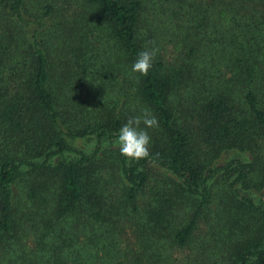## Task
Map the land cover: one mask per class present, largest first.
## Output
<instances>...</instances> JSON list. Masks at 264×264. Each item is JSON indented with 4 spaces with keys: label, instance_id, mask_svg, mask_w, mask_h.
Masks as SVG:
<instances>
[{
    "label": "trees",
    "instance_id": "1",
    "mask_svg": "<svg viewBox=\"0 0 264 264\" xmlns=\"http://www.w3.org/2000/svg\"><path fill=\"white\" fill-rule=\"evenodd\" d=\"M0 264H264V0H0Z\"/></svg>",
    "mask_w": 264,
    "mask_h": 264
},
{
    "label": "clouds",
    "instance_id": "2",
    "mask_svg": "<svg viewBox=\"0 0 264 264\" xmlns=\"http://www.w3.org/2000/svg\"><path fill=\"white\" fill-rule=\"evenodd\" d=\"M158 51L159 49L155 47L140 51L132 64L131 71L146 76ZM141 123L144 128L140 127ZM157 127H159L158 119L147 108L142 110L141 115L129 117L117 133L116 143L120 154L130 160L148 157L151 137L147 129Z\"/></svg>",
    "mask_w": 264,
    "mask_h": 264
}]
</instances>
